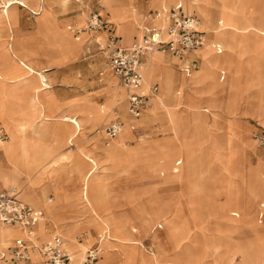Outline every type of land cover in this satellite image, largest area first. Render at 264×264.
Returning <instances> with one entry per match:
<instances>
[{
  "label": "rangeland",
  "instance_id": "1",
  "mask_svg": "<svg viewBox=\"0 0 264 264\" xmlns=\"http://www.w3.org/2000/svg\"><path fill=\"white\" fill-rule=\"evenodd\" d=\"M97 1L67 0L63 3L53 1L51 7L61 21L62 32L78 44L77 49L67 52L66 58L60 63L57 61L46 63L43 62L41 53L31 54V59L38 66H43L46 69L45 75L50 90L61 102L60 113L79 117L80 113L74 111L84 104H92L98 106V110L103 114L102 122L82 124L81 134L79 136L78 130L71 147H74L75 153L89 165L87 170L90 169L87 155L91 153L85 150L87 148H98L99 153L93 152L92 154L95 155L99 168L101 160L98 158L102 157H107L104 160L117 168L120 163L113 160L115 157L112 156L127 152L128 148L125 146V142L129 147L134 146L137 142H142L144 149H147L149 145L166 140L170 133L162 120L165 113L156 110L168 109V123L173 133L172 138L183 151L182 158H178V156L152 158L153 150L149 149L142 158H130L119 169H109L113 184H117L128 173L129 176H134L130 180L128 178L123 180L130 183V189L127 186L123 188V190L126 189L123 191V197L127 198L126 196L130 195L131 199H134L133 205L142 206L141 208L144 210L143 216H141L142 222L137 216H130V225L124 227L132 238L141 240L144 246L132 244L130 241L124 244L114 243L112 249L118 252V257L113 264H264V259L256 257V246L251 236L253 228L258 227V217L264 214V207L261 209L257 207L259 200L264 201V153L253 137L255 133H264V114L262 113L258 117L252 110L257 95L258 105L261 103V95L264 96V64L257 63L259 75L252 69L246 71L237 93H233L229 89L233 69L225 67L218 70L217 82L220 90L214 99L204 92L205 86L202 82L178 85L176 90L178 91L179 104L172 105V109L168 107L169 99L166 87L169 83L165 84L160 78V86L159 83H156L157 91L154 96H151L149 106L140 117L141 119L147 110L156 111L152 115L153 121L148 126H142L135 130V139L126 141L128 131L134 128L132 124L137 119L132 118L128 112L127 94L122 103L125 105L126 116L131 120L121 115L116 108L105 105L111 94L107 88V76L115 80L114 84L117 88L124 89L125 87L111 70L108 60L94 44V37L98 35L89 30L75 34L67 28L69 24L77 28L84 26L85 20L80 25L74 23L75 15L81 11L80 5L84 4L90 9L96 6L100 9L99 3L95 4ZM132 1L148 2L149 0ZM159 1L161 2L159 10L169 8L170 0ZM178 1L187 8V3L184 0ZM200 2L204 4L203 7L200 6ZM91 3L95 6L92 7ZM209 3L213 6L216 5L214 0H194L192 2L203 17L201 27L205 28L206 35L212 31L205 23V15L210 13L206 7ZM103 5L102 14L111 12L109 20L115 23L116 32L123 35V42H126L127 34L118 22L119 17L113 12L111 2L103 0ZM13 7L10 9L11 16ZM32 9L37 10L38 8L32 7ZM147 13L142 14V18H146ZM37 17L38 15L26 8L22 10L20 18L22 38L29 36L28 33L33 31ZM86 17H88V13H86ZM221 18L225 19L232 27L241 30L242 33L255 31L264 36V22L258 25L248 18V24L239 27L235 21L224 14H221ZM216 21L217 19L214 20L213 27ZM142 25L141 21L138 27L133 28L139 39L143 35ZM7 31L9 30L6 27L0 28V33ZM13 34L15 38V33ZM13 34L6 33L9 43L12 41L10 37ZM251 37L253 38V36ZM40 39L38 37L36 42H41ZM197 51L200 54L203 52L201 48H198ZM157 55L153 57L149 67L142 73L143 82L141 88L138 89L141 93L148 92L154 80L155 62L160 59ZM165 55L166 64L175 71L177 76H184V73L187 72V69L183 67L184 62L177 58L174 59L169 54L165 53ZM223 75L224 79H222ZM235 88L236 83H233L231 89L235 90ZM114 110L117 111V114H114ZM198 117L202 121H199ZM116 120L122 122L123 130L117 136L108 139L105 136V127ZM52 122V129L56 130L60 123L58 120ZM140 122L138 120V123ZM201 123H203L204 130L203 158H199L200 153L196 146L202 134ZM187 125L190 126L185 130L187 138H183L184 126ZM21 126H25V122ZM69 126L71 129L74 128L72 123H69ZM76 128L78 129V127ZM177 128L180 132L178 137L176 135ZM119 138H123L121 142L119 141L123 143L122 149L111 154L107 152L106 149H111L119 143ZM9 140L11 139L8 138L5 141ZM106 142L109 143L105 144ZM0 150L11 163L12 172L23 171L28 175L32 170L42 168L49 159L47 157L52 154L55 148L52 150L47 148L44 142L38 138L31 147L17 142L8 153L2 148ZM26 155L36 158L27 160L24 158ZM185 158H187L186 164H184L186 167L183 168ZM149 166L156 171L174 170L173 173L183 172L184 169V176L190 177L187 180L190 184L187 186V181L170 182L166 178L167 172H152ZM260 167L262 170H259ZM86 171L81 174V180ZM139 172L142 174L138 177ZM260 176L263 179V194L257 198L256 189L257 185H260ZM90 177L88 198L91 202L92 199L97 200L101 197V190H98L93 182L97 177V170L93 171ZM0 178L4 182L6 179L11 180L9 172L0 174ZM13 186L20 189L18 185ZM118 191L122 192L120 188ZM126 209L127 206H123L122 210L127 212ZM250 214L253 215L250 221L246 222L241 219ZM94 219L98 220L96 217ZM258 228L264 236L263 228ZM1 229L2 227H0V232ZM106 232L107 229L102 232V237L108 241L110 235H107ZM54 234L65 236L68 242V253L72 255L71 261L74 260V262L81 258L83 251L95 241L93 240L86 246L81 245L77 240V236L81 234L70 233L69 227L58 228L51 236ZM15 235L19 236L21 233L17 231L12 237ZM228 235L231 241L237 242L236 247H232L228 243ZM9 239L4 240L0 236V245L8 244ZM100 250L101 256L105 249L101 246ZM129 253L131 259L126 257ZM152 253H155V256ZM235 254L237 256H234Z\"/></svg>",
  "mask_w": 264,
  "mask_h": 264
},
{
  "label": "crops",
  "instance_id": "2",
  "mask_svg": "<svg viewBox=\"0 0 264 264\" xmlns=\"http://www.w3.org/2000/svg\"><path fill=\"white\" fill-rule=\"evenodd\" d=\"M53 1L65 2L67 0H24L22 2L15 3L11 14L15 20V25L7 32L15 33L10 39L9 43L6 38L7 32L0 33V125L3 126L8 134V138L14 139L17 142H21L24 145L31 147L32 143L40 138L49 149L55 148L48 161L40 169L32 170L28 175L25 172H12V165L8 158L1 153L0 150V174L8 173L11 176L9 182H4L0 178V192L6 190H15L18 198L31 205L36 209L43 210L44 218L38 220L33 225L34 240L38 242L48 241L49 236L58 228L63 229L69 227L70 233L83 234L85 236L78 240L81 245L86 246L93 240H95L88 248L101 246L105 249L103 255L99 258V264H113L116 262L118 252L113 251L112 247L114 243L124 244L130 241L132 244H138L144 246L141 240L131 237V234L125 230V226H129L130 216L139 218L142 222L144 210L142 206L136 207L133 205L130 195L123 197L125 190L123 188L130 186L129 181H123L125 178L129 180L131 177L126 175L122 177L117 184L112 183V176H110L109 169H119L130 158H142L143 154L148 150L151 152L152 158H182L181 146L172 138L173 133L168 123V109H160L156 111H163V123L166 125L169 135L164 142H156L154 145H149L147 149H144L142 142H137L134 146H125L128 148L127 152L120 155H114L113 160L118 161L117 168L110 165L104 159L101 160V167L97 170V177L93 180L96 188L101 190V197L97 200H91V203L85 201L82 198V180L81 174H83L89 165L83 162L82 158L75 153L74 147L65 144V140L68 137L76 135V126L71 129L69 123L61 121L63 116L78 119L81 123V129L79 130V136L82 130L83 123H93L96 121H103V114L98 110V106L92 104H84L79 109L75 110V113H80L79 117L73 115L60 113L61 102L57 99L54 92L50 90V85L45 75V67H40L31 59V54L38 52L41 53L43 62L49 61L62 62L67 55V52L76 50L78 44L72 41L67 34H64L61 30V21L58 19V15L53 11L51 4ZM78 1V0H76ZM97 1V0H96ZM113 7V12L119 17L118 22L127 34L126 42H123L124 36L118 34L115 29V23L109 20L111 12L102 14L104 9L103 0H98L100 9L92 4L93 9L86 7L84 4L80 5L81 11L77 13L75 24L85 20L86 13L91 14L96 12L99 16L105 19L109 26L101 32L92 31L98 35L94 37V44L102 52L101 45H103L108 33H113L117 38V44L120 47H129L134 42L138 41V37L135 35L134 27H138L139 23L150 25V22L142 14L151 11L161 9V3L159 0H149L148 2H133L132 0H109ZM187 3V8L178 0H172L170 6H176L183 16H194L201 21L203 17L198 12L196 5L192 4L194 0H184ZM202 1V0H201ZM216 5L211 3L207 4V9L212 15V19L209 23L210 30H217L208 32L206 40L199 48L203 50L200 54L197 49L188 51L184 57H175L170 53H166L174 57V59L182 60L183 67L187 69L184 76H177L175 71L166 64L167 59L165 53H158L159 60L155 62L156 68L153 74L154 80L150 87L156 86L159 83L160 78L163 79L165 84H168L167 98L168 107L172 109V105L179 104V96L176 88L178 85L184 86L186 84L202 82L204 84V92L209 95L211 99L219 92V84L217 72L225 67L233 69L232 77L229 84V89L233 93H237L241 86L242 77L249 69H252L256 74L258 60L264 53V36L258 34L255 31H246L244 33L241 30L236 29L229 25L225 19L221 18V14H224L229 19L235 21L239 26H246L248 24L247 19H251L254 23L260 25L264 22V0H214ZM88 6V5H87ZM200 6H204L200 2ZM32 7L38 8L37 10ZM28 9L38 15L36 25L33 31L28 33L29 36L23 37L22 23L20 18L22 16V10ZM220 17V18H219ZM217 19L216 24L213 25L214 20ZM204 31L205 28L201 27ZM219 28V29H218ZM213 35V36H212ZM253 36V38L251 37ZM40 37L41 42H36ZM218 37V38H217ZM212 43L219 44V48H213ZM13 44V45H12ZM13 46V47H12ZM9 49V50H8ZM103 56L107 59L105 54ZM205 61L204 63H202ZM24 62H28L35 71L30 72ZM193 63L196 66H193ZM39 72L43 75L44 81L47 86L41 84ZM259 75V74H258ZM26 76V77H25ZM224 79V75L222 76ZM188 78V79H187ZM107 88L110 90V98L105 102L111 108H116L121 115L126 116L125 105L122 103L123 99L128 91L126 88L119 89L115 86V80L107 76ZM262 80V79H261ZM236 83L235 90L231 89V85ZM217 84V86H215ZM141 86L138 88L140 89ZM160 88V87H159ZM126 90V91H125ZM160 90V89H159ZM258 92V90H257ZM256 92V95H257ZM81 99L82 97H78ZM85 99V98H84ZM212 106V104H210ZM258 107V95L255 104L252 106L253 112L256 114ZM156 111L147 110L145 115L140 119L137 118L134 121L133 129L128 131V138L135 139L134 131L142 126H148L153 121V116ZM44 115L49 121L47 124H40L39 116ZM124 118V117H123ZM199 118V121H202ZM54 120H58L60 125L57 129H52ZM131 120V119H129ZM138 120L141 122L138 123ZM25 122V126L21 124ZM203 123H201V137L198 139L197 150L200 155L199 158L204 157L203 150ZM183 138H187L185 130L190 126H184ZM34 129V131H33ZM258 134V133H257ZM256 135L253 134V137ZM264 136V133H260ZM254 140L256 141L255 137ZM201 142V143H200ZM106 142L105 144H108ZM91 153H99L98 148L85 149ZM264 153V152H263ZM24 158H36L32 155H26ZM52 159V160H51ZM187 158L183 163V168L186 167ZM152 172H167L166 178L170 182L182 183L189 180V176H184L183 172L173 173L174 170H153ZM259 170H262L261 167ZM142 173L139 172V177ZM188 176V177H187ZM114 182V181H113ZM126 182V183H125ZM187 181V186L189 185ZM18 185L19 190L13 186ZM122 190L119 192L118 189ZM127 189V190H128ZM188 191V190H187ZM122 194V195H121ZM189 194V192H188ZM127 206V209L123 211V206ZM259 209L264 207V201L259 200L257 203ZM191 213V211H190ZM94 214L97 215L98 220L94 219ZM192 215V214H191ZM122 216V217H121ZM253 217L249 215L241 218L248 222ZM261 215L258 217V219ZM258 227L263 228L264 225L259 224ZM109 221V231L103 225V221ZM241 222H243L241 220ZM242 224V223H241ZM0 226H3L0 224ZM11 226V225H9ZM18 229L22 235H15L9 239L6 246H1L0 250H6L11 246L16 238H27L26 233L19 227L13 226ZM107 229V235H110V239L106 241L102 237V232ZM230 231V229H228ZM64 239L62 234H56ZM44 237L45 239H43ZM90 240V241H89ZM227 241L232 247L237 246V242L231 241L229 235ZM11 242V243H10ZM86 248L81 258L75 263L84 264ZM155 256V253H152ZM234 256H237L236 254ZM70 257V255H69ZM131 259L130 253L126 256ZM35 264L33 262H11L1 261L0 264ZM68 264H73L71 258ZM175 264V263H170Z\"/></svg>",
  "mask_w": 264,
  "mask_h": 264
},
{
  "label": "built area",
  "instance_id": "3",
  "mask_svg": "<svg viewBox=\"0 0 264 264\" xmlns=\"http://www.w3.org/2000/svg\"><path fill=\"white\" fill-rule=\"evenodd\" d=\"M150 25L144 26L142 37L129 47H120L113 33H108L101 50L107 57L110 68L127 89L128 112L132 118H139L149 106L150 96H154L157 87H150L148 92L141 93L143 75L141 66L146 54L158 50L182 58L190 51L201 47L206 39V31L200 28L201 20L194 16H183L176 6L168 10H151L146 14ZM108 22L98 13L92 12L81 28L69 24L67 28L73 33L83 31H104ZM213 48L220 45L212 43ZM193 66H196L193 63ZM120 120L113 121L105 127V136L110 139L122 130ZM258 147L264 152V136L256 134ZM0 139H8V134L0 125ZM44 218L43 210L36 209L18 198L15 190L0 192V224L21 228L27 238H16L6 250H0L1 261L33 262L35 264H68V242L60 236L44 242L34 240L33 225ZM264 225V214L258 219ZM85 233L77 236L81 239ZM101 250L97 247L88 248L85 252L84 264H98Z\"/></svg>",
  "mask_w": 264,
  "mask_h": 264
},
{
  "label": "bare ground",
  "instance_id": "4",
  "mask_svg": "<svg viewBox=\"0 0 264 264\" xmlns=\"http://www.w3.org/2000/svg\"><path fill=\"white\" fill-rule=\"evenodd\" d=\"M164 1V0H163ZM172 1V0H170ZM17 2H24V0H0V28L2 27H6L9 31L10 29H12L13 25H15V20L13 19V17L10 15V9L14 6L15 3ZM161 3V2H160ZM24 4V3H23ZM170 7V6H169ZM169 9V8H168ZM167 9V10H168ZM220 18V17H219ZM212 19V14H207L205 15V23L207 26H209V23ZM75 25H80L79 23L75 24ZM145 26V25H144ZM143 26V27H144ZM142 27V30L144 32V29ZM200 28H201V25H200ZM141 29V28H140ZM202 29V28H201ZM219 29V28H218ZM203 30V29H202ZM212 30V29H211ZM214 33L217 31V30H212ZM258 33V32H257ZM264 34V32H263ZM213 36V35H212ZM218 38V37H217ZM139 39V38H138ZM206 40V39H205ZM205 42V41H204ZM13 45V44H12ZM13 47V46H12ZM9 50V49H8ZM158 53H163L161 51H158V50H154V51H150L146 54L145 58H144V61L142 63V66H141V72L143 73L148 67L149 65L151 64L152 62V59L153 57L158 54ZM24 64L27 66V69L30 70V72H34L35 69L29 65L28 62H24ZM258 64L261 65V64H264V53H263V56L258 60ZM39 76H40V81H41V84L44 85V86H47V83L44 81L43 79V75L41 74V72H39ZM26 77V76H25ZM150 99H151V96L149 98V102H150ZM114 114H117V111L114 110L113 111ZM264 114V96L262 97L261 95V103L258 105L257 107V110H256V116L259 117V115L261 114ZM50 120H48V118L44 115H40L39 116V122H38V125L40 124H47ZM61 121H65V122H71L73 123L76 127H78V129L76 128V130H80V122L78 119H75V118H71V117H68V116H63L62 120ZM3 127V126H2ZM4 128V127H3ZM5 130V128H4ZM123 130V128H122ZM122 130L120 132H122ZM6 131V130H5ZM34 131V129H33ZM120 132L118 134H120ZM117 134V135H118ZM176 135L177 137L180 135V132H179V129L177 128L176 130ZM74 138H75V135L74 136H71V137H68L66 140H65V144H67L68 146H72L74 144ZM121 139L123 138H119L118 142L120 141L121 142ZM118 143L117 145L113 146L111 149H106L107 152H110V154L116 150H119V149H122L123 147V143ZM17 144V141L14 140V139H11L9 141H5V140H1L0 139V148H2L6 153L10 152L12 148L15 147V145ZM127 150V149H126ZM118 153V152H117ZM102 157V156H101ZM112 157H115L114 155ZM87 158H88V163L90 164V169H88L86 171V173L84 174L83 178H82V198L91 203L89 198H88V188H89V182L91 180V175L93 174V171L95 170H98L99 167H98V162H97V159L95 157L94 154L90 153L87 155ZM104 158V157H102ZM107 158V157H106ZM52 160V159H51ZM252 177V176H251ZM250 177V178H251ZM256 177V176H255ZM251 180V179H250ZM10 180H7L6 179V182H9ZM263 194V179H262V176H260V185H257V189H256V196L257 198H260ZM96 218L97 215L94 214ZM3 225V224H1ZM103 225L104 227H106L108 229V231L110 230L109 229V222H106V221H103ZM2 227L1 229V232H0V236L2 237V239L4 240H8L9 238H11L14 233H16L18 231L17 228L13 227V226H9V225H3V226H0ZM20 231V230H19ZM21 232V231H20ZM22 235V234H21ZM56 234L52 235L50 238H48V240L52 239L53 236H55ZM254 239V244H255V250H256V257L259 256L260 259H264V236L261 234L260 230L258 227H254L253 228V234L251 235ZM11 243V242H10ZM7 244H2L0 245L1 246H6ZM70 258H72V255L70 254ZM74 260H73V264H74ZM203 263V262H202Z\"/></svg>",
  "mask_w": 264,
  "mask_h": 264
}]
</instances>
